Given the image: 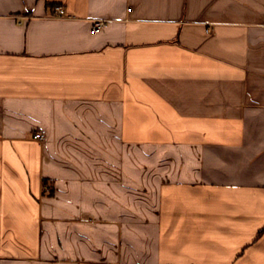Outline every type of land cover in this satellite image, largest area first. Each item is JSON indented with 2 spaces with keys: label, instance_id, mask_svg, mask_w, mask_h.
I'll use <instances>...</instances> for the list:
<instances>
[{
  "label": "crops",
  "instance_id": "1",
  "mask_svg": "<svg viewBox=\"0 0 264 264\" xmlns=\"http://www.w3.org/2000/svg\"><path fill=\"white\" fill-rule=\"evenodd\" d=\"M0 264H264V0H0Z\"/></svg>",
  "mask_w": 264,
  "mask_h": 264
},
{
  "label": "built area",
  "instance_id": "2",
  "mask_svg": "<svg viewBox=\"0 0 264 264\" xmlns=\"http://www.w3.org/2000/svg\"><path fill=\"white\" fill-rule=\"evenodd\" d=\"M51 13L53 16H56V17H62V16H65V11L63 8L61 7H54L52 10H51ZM104 26V21L102 20H98L95 22V24L93 25L92 27V31L93 32H96L98 31L100 28H102ZM33 138L35 139H39V140H42L44 137L42 134H35L33 136Z\"/></svg>",
  "mask_w": 264,
  "mask_h": 264
},
{
  "label": "trees",
  "instance_id": "3",
  "mask_svg": "<svg viewBox=\"0 0 264 264\" xmlns=\"http://www.w3.org/2000/svg\"><path fill=\"white\" fill-rule=\"evenodd\" d=\"M54 192V186L52 184H46V190H44V193L48 196L53 195Z\"/></svg>",
  "mask_w": 264,
  "mask_h": 264
}]
</instances>
